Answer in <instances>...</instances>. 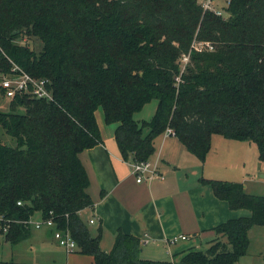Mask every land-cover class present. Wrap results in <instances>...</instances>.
Masks as SVG:
<instances>
[{
	"label": "trees",
	"instance_id": "trees-1",
	"mask_svg": "<svg viewBox=\"0 0 264 264\" xmlns=\"http://www.w3.org/2000/svg\"><path fill=\"white\" fill-rule=\"evenodd\" d=\"M203 1L0 0V77L15 63L48 80L52 92V98L18 93L0 110V128L16 139V146L0 141L6 242L30 238L28 221L39 213L55 229L69 230L77 251L95 264H175L142 258L141 239L121 230L103 251L102 228L93 235L81 218L94 201L79 155L103 143L98 109L116 125L129 163L151 159L167 129L202 162L216 135L254 142L264 160V0H229L227 18ZM32 36L42 43L39 52L23 42ZM153 100L152 118L136 120ZM201 182L232 210L251 214L217 225L211 247L189 250L181 263L237 264L248 254L250 229L264 226V196L247 193L241 182Z\"/></svg>",
	"mask_w": 264,
	"mask_h": 264
},
{
	"label": "crops",
	"instance_id": "crops-1",
	"mask_svg": "<svg viewBox=\"0 0 264 264\" xmlns=\"http://www.w3.org/2000/svg\"><path fill=\"white\" fill-rule=\"evenodd\" d=\"M96 119L103 143L79 155L90 179L88 193L94 206L84 209L80 215L93 235L102 228L100 246L103 251L112 249L121 230L141 239L142 258L182 264L181 258L189 250L208 249L218 237L214 231L217 225L251 214L245 209L232 210L228 202L218 199L212 188L201 182L205 175L208 176L207 170L218 168L220 161H229L222 159L221 153L215 150L218 149L215 148L217 137L213 138L216 141L202 162L175 135L158 136L151 159L158 164L164 179L139 183L130 163L123 159L118 149L116 125L107 124L100 109L96 111ZM243 184L246 189L247 184ZM87 211L88 220L83 217ZM40 219L39 215L38 221ZM91 219L94 223H90ZM252 234L264 238V226L250 229V243ZM181 235L188 239L169 242ZM105 236L111 237L109 247L102 244ZM220 238L227 241L224 236ZM0 250V264H95L92 256L77 250L67 251L59 245L52 229L46 227L32 229L30 238L20 243L4 242Z\"/></svg>",
	"mask_w": 264,
	"mask_h": 264
},
{
	"label": "rangeland",
	"instance_id": "rangeland-1",
	"mask_svg": "<svg viewBox=\"0 0 264 264\" xmlns=\"http://www.w3.org/2000/svg\"><path fill=\"white\" fill-rule=\"evenodd\" d=\"M226 3L227 0H213L212 4L213 8L221 12V16L225 18L228 17ZM23 42L36 52H39L42 48V43L34 36L29 39L26 38ZM194 44L199 49H204L207 46L197 43ZM186 62V57H183L181 59L182 68ZM8 105L9 101L4 96L0 95V110L7 111ZM156 107V100L146 104L141 112L135 114L136 120L141 122L149 121L155 114ZM100 110L102 111V109ZM214 137H217L215 139L218 140V144L215 146V148L218 149L215 150L221 153L222 159L228 158L229 161H220L219 167L210 168L206 172L208 176L205 175L204 177L208 179L246 183L247 188L245 190L247 193L264 196V160L259 159V152L256 144L250 141L229 140L216 135L212 137V146L214 141H216L213 140ZM0 141L9 146H16V139L9 136L2 128H0ZM83 217L88 220L89 212H84ZM38 219L39 213H36L33 220L38 221ZM91 228H95V225H91ZM0 237L2 239V244L6 242L3 234H0ZM252 238L253 241L248 247V256L242 257L239 260L240 264H264V238H259L256 234H252ZM105 239L107 241L105 240L102 242L104 247L111 246V237L105 236ZM212 244L213 243L209 244L208 248L211 247Z\"/></svg>",
	"mask_w": 264,
	"mask_h": 264
},
{
	"label": "built area",
	"instance_id": "built-area-1",
	"mask_svg": "<svg viewBox=\"0 0 264 264\" xmlns=\"http://www.w3.org/2000/svg\"><path fill=\"white\" fill-rule=\"evenodd\" d=\"M213 0H204L203 7L207 10H212L216 14L221 15V12L216 11L213 8ZM229 0H227L226 6L228 7ZM199 45H207L208 43H199ZM206 46V47H207ZM196 47V45H195ZM199 49L198 47H196ZM203 49V48H202ZM0 50L2 51L1 47ZM187 59V58H186ZM48 80L46 79H37L32 77L28 72L22 69L17 64L13 63L10 72L2 75L0 77V86L4 90L3 96L11 101L18 93H31L35 97L39 98H52V92L47 88ZM165 135H175L172 129H167ZM132 173L136 177V181L141 182H152L154 179H164V175L160 173L158 164L152 159L144 162H130ZM21 204V202H19ZM1 219V218H0ZM29 225L33 228H50L52 229L53 236L63 248L67 251L77 250V244L72 238L71 232L69 230H59L55 229V222L52 219H40L39 221L30 220L28 221ZM90 223H94V220L91 219ZM6 231V229H5ZM188 237L186 235H181L174 237L169 240L170 243H177L179 240H186Z\"/></svg>",
	"mask_w": 264,
	"mask_h": 264
}]
</instances>
